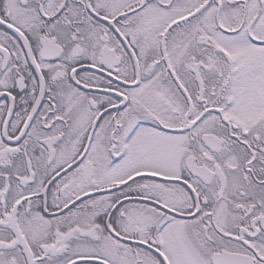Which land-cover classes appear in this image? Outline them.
I'll use <instances>...</instances> for the list:
<instances>
[{
    "label": "snow or ice",
    "instance_id": "1",
    "mask_svg": "<svg viewBox=\"0 0 264 264\" xmlns=\"http://www.w3.org/2000/svg\"><path fill=\"white\" fill-rule=\"evenodd\" d=\"M0 264H264V0H0Z\"/></svg>",
    "mask_w": 264,
    "mask_h": 264
}]
</instances>
